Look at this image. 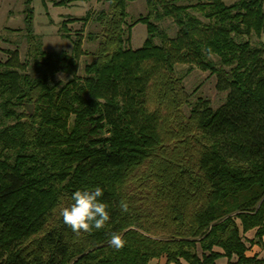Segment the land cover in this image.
<instances>
[{
    "label": "trees",
    "instance_id": "obj_1",
    "mask_svg": "<svg viewBox=\"0 0 264 264\" xmlns=\"http://www.w3.org/2000/svg\"><path fill=\"white\" fill-rule=\"evenodd\" d=\"M79 1L89 0L54 4ZM107 1L61 23L66 37L76 20L97 27L81 76L82 36L70 51L45 50L24 0L25 59L15 49L0 60V264H264L246 255L264 247V44L252 40L264 33V0H145L132 24L134 0ZM139 22L147 37L132 48L126 29ZM194 67L229 91L221 107L183 98ZM96 186L110 220L76 235L59 209Z\"/></svg>",
    "mask_w": 264,
    "mask_h": 264
},
{
    "label": "rangeland",
    "instance_id": "obj_2",
    "mask_svg": "<svg viewBox=\"0 0 264 264\" xmlns=\"http://www.w3.org/2000/svg\"><path fill=\"white\" fill-rule=\"evenodd\" d=\"M237 0H224L225 3L231 4ZM34 6V27L35 32L43 41L44 49L47 51L60 52L62 50L70 51L73 43L72 39L76 36H82L83 49L85 54L79 58V66L77 73L84 75V66L86 62L90 61L92 52L96 47V42L91 41L87 34L90 31H95L97 27L92 18L88 22L83 20H76L68 23V34L71 37H66V31L61 30V23L69 18L83 17L88 11L93 13L108 6L107 0H89L79 1L69 6H57L54 0H33ZM23 8L24 0H0V60L5 61L8 58V50L18 49L22 60L25 59L27 51V41L25 32L22 30L23 23ZM127 24H132L140 15L147 13V6L145 0H134L129 2ZM161 25L168 30L170 35L176 33L177 27L171 19H165ZM125 37L127 45L132 48L140 47L147 37V29L144 23H137L131 29L130 35L127 33ZM253 42H263L264 33L261 37L252 36ZM264 57V52H263ZM187 65L178 67L179 72H184ZM57 78L67 81L70 76L59 73ZM182 96L190 102H195L198 98L208 101L213 109L221 107L228 96L227 89L219 87V77L212 74L210 71H203L198 67H194L192 71L187 74L179 85ZM185 110L189 113V107ZM155 264V262H152Z\"/></svg>",
    "mask_w": 264,
    "mask_h": 264
},
{
    "label": "clouds",
    "instance_id": "obj_3",
    "mask_svg": "<svg viewBox=\"0 0 264 264\" xmlns=\"http://www.w3.org/2000/svg\"><path fill=\"white\" fill-rule=\"evenodd\" d=\"M104 190L96 186L94 189H80L72 193V203L59 209V215L63 223L67 225L74 234L91 233L93 229H103L110 220L108 205L101 202L100 197ZM121 212H127L129 205L127 201L119 202ZM109 244L116 250H121L126 245V240L119 233H112Z\"/></svg>",
    "mask_w": 264,
    "mask_h": 264
},
{
    "label": "crops",
    "instance_id": "obj_4",
    "mask_svg": "<svg viewBox=\"0 0 264 264\" xmlns=\"http://www.w3.org/2000/svg\"><path fill=\"white\" fill-rule=\"evenodd\" d=\"M255 231H256L255 229L249 230L248 232L245 233V236L247 238H253L255 235ZM246 255L248 257L256 256L257 258H262L264 257V247H261L257 244L249 245V249L247 250ZM152 262H155V264H164L166 262V258L161 257L159 259H153L151 261V264ZM171 264H174V263H171ZM182 264H188V263L182 260ZM217 264H229L228 259L226 257H221L217 260Z\"/></svg>",
    "mask_w": 264,
    "mask_h": 264
},
{
    "label": "water",
    "instance_id": "obj_5",
    "mask_svg": "<svg viewBox=\"0 0 264 264\" xmlns=\"http://www.w3.org/2000/svg\"><path fill=\"white\" fill-rule=\"evenodd\" d=\"M27 108L30 112H32L33 109V104H27Z\"/></svg>",
    "mask_w": 264,
    "mask_h": 264
}]
</instances>
